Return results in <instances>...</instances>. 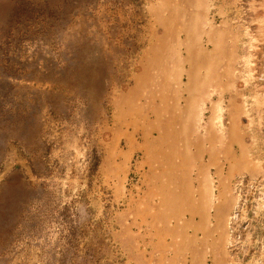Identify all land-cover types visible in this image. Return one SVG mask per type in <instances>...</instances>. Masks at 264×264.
I'll return each mask as SVG.
<instances>
[{"label":"rangeland","instance_id":"1","mask_svg":"<svg viewBox=\"0 0 264 264\" xmlns=\"http://www.w3.org/2000/svg\"><path fill=\"white\" fill-rule=\"evenodd\" d=\"M176 16L223 50L201 92ZM172 47L176 62L150 63ZM142 87L152 134L127 126ZM231 122L238 164L195 134ZM201 185L224 199L214 264H264V0H0V264H134L155 234L178 239L180 264L192 210L175 187Z\"/></svg>","mask_w":264,"mask_h":264},{"label":"bare ground","instance_id":"2","mask_svg":"<svg viewBox=\"0 0 264 264\" xmlns=\"http://www.w3.org/2000/svg\"><path fill=\"white\" fill-rule=\"evenodd\" d=\"M201 3V2H200ZM203 6V4H199L197 5L198 8H201ZM187 7V6H186ZM175 9H178V7H175L173 9V11ZM175 12H177L175 10ZM171 16V15H170ZM174 16V14H172V17ZM175 20L172 22V24L169 26L168 28V35L170 38V40L176 39V37L178 38V43L179 44V48H180V52L181 50H184V53L186 54L185 57H180L182 58V62L184 64L189 65L190 68V73H187V78H189L190 80L193 78V75L195 77L196 76V70H198L197 74H200V72H204V76L202 77V79L199 77L198 83L196 84V91L195 92H201L206 84V81L208 79L209 73H211L212 70H215L216 66L218 65V60H219V56L223 55V50L220 47V43L218 42H214V40H216L214 38V36L211 34H209V32L204 33L205 38H207V45H211L213 46L212 50L210 52H204L207 51L206 49L203 50V44H202V37L199 38V34L200 32L195 30V27L192 28L188 23H178L177 22V16L174 18ZM199 20V16L195 15L194 16V24H196ZM205 29V28H204ZM216 36V35H215ZM218 36V35H217ZM173 48V52L171 54H169V50L171 48H169L168 50V56L166 55H159V53L156 54L155 57L152 58V60L150 61V63L156 64V63H163V62H176L177 59H175V47ZM221 51V53H220ZM179 52V53H180ZM204 53V54H203ZM181 55V54H180ZM164 58V59H162ZM223 61V60H222ZM146 72V71H145ZM193 72V74H192ZM148 73V71H147ZM164 69L162 70V73H160L161 75H163ZM192 74V75H191ZM147 75V74H146ZM145 78V77H144ZM171 80V79H170ZM141 81V80H140ZM192 84V83H191ZM139 85V84H137ZM168 86V85H167ZM188 87V86H187ZM186 87V88H187ZM167 88V87H166ZM169 88V87H168ZM192 88V87H191ZM190 88V89H191ZM143 87L140 88L138 91L134 92V99L132 100V98H130V102H125L127 103V110L125 111L127 117H133L136 120H130L127 124V126L129 127H134L137 125L138 120L143 121L144 124H146V107L148 106L146 104L142 105L141 102L142 100H144L143 95L140 93V91H142ZM169 90V89H168ZM186 90V89H185ZM191 91V90H190ZM190 94V92H189ZM162 96V95H161ZM189 96V95H188ZM198 96V95H197ZM126 98V97H125ZM146 99V98H145ZM163 100V99H162ZM188 100V99H187ZM165 101V100H164ZM189 101V100H188ZM193 103H195L196 98L194 97L192 99ZM192 101H189V115H190V110L192 109V107L194 106V104L192 103ZM149 102V101H148ZM166 104V103H164ZM169 104V103H168ZM151 106V105H150ZM168 107V106H167ZM152 108V107H151ZM163 108V107H162ZM120 110V109H119ZM151 111V110H150ZM157 114V112H156ZM173 115V114H172ZM162 116V115H161ZM167 116V115H166ZM174 116V115H173ZM179 116V115H178ZM193 116V115H192ZM191 116V117H192ZM154 117V116H153ZM156 117V116H155ZM177 117V116H176ZM118 118V117H117ZM119 118L120 115H119ZM126 118V116H125ZM159 118V117H158ZM169 118V117H168ZM172 118V116H171ZM179 118V117H178ZM190 117H188L189 119ZM154 119V118H153ZM158 120V119H157ZM168 120V119H167ZM122 121V120H121ZM125 121V120H124ZM153 121V120H151ZM235 121V119H234ZM173 122V121H172ZM179 122V121H178ZM222 121L220 120V123ZM148 123V122H147ZM170 123V122H169ZM174 123V122H173ZM125 124V123H124ZM166 124V122H165ZM168 125V124H167ZM183 125V124H182ZM239 125V124H238ZM172 126V125H171ZM217 126V125H216ZM145 127L149 128L151 130V134L156 132V128L157 125L156 124H151L148 123L145 125ZM193 127V126H192ZM191 127V128H192ZM179 128V127H178ZM224 128V126H223ZM227 128V127H226ZM159 129V128H158ZM193 129V128H192ZM191 129V130H192ZM168 130V129H167ZM109 131V130H108ZM136 131V130H135ZM239 131V130H238ZM167 132V131H166ZM240 133V132H239ZM168 134V132H167ZM170 134V133H169ZM180 134V133H179ZM195 134L197 135V140L202 143V142H207L209 144V146H212V151H215L217 149L222 150L224 148V152H222L223 157L225 158L226 161H229V157L231 156L232 153V149H233V155L232 158H234V164H238L239 162L245 161L246 160V148L243 145L242 141L240 140L238 134H237V126L235 124V122H231L230 125L227 128V131L222 133V132H216L214 131L212 128L208 127H199L197 129V131L195 132ZM180 136V135H179ZM187 137V136H186ZM146 138V136H145ZM156 139V138H154ZM166 136L165 137H161L159 139V144L162 146L163 143H165L166 141ZM171 139V137H170ZM174 139V138H173ZM189 139V138H188ZM177 140V139H176ZM192 140V139H191ZM155 141V140H154ZM172 142V141H171ZM178 142V141H177ZM190 142V141H189ZM148 144V143H147ZM206 144V143H205ZM192 146V145H191ZM208 146V145H207ZM208 146V147H209ZM133 147V146H132ZM164 147V146H163ZM174 147V146H173ZM192 148V147H191ZM196 148V147H195ZM185 149V148H184ZM230 149V151H229ZM191 151V150H190ZM205 151V150H204ZM211 151V152H212ZM161 154V153H160ZM197 154V153H196ZM203 154V153H202ZM205 154V152H204ZM216 153H214L213 155L209 154L210 156H215ZM167 155V154H166ZM186 156V155H184ZM183 156V157H184ZM197 156V155H196ZM201 156V153H200ZM215 158V157H214ZM166 159V158H165ZM191 159V158H190ZM197 160V158H196ZM168 161V160H167ZM169 163V162H167ZM164 165V164H163ZM136 167V166H135ZM183 167V166H182ZM235 167V166H234ZM164 169V168H163ZM169 172V171H168ZM166 173V171H165ZM170 173V172H169ZM167 177V176H166ZM173 177V176H172ZM199 178V177H198ZM160 184V183H159ZM163 196V195H162ZM231 204V201L226 200L224 206L222 207V211L225 212L226 210H228L229 206ZM151 222V221H150ZM229 222V221H228ZM231 222V221H230ZM231 226V225H229ZM232 227V226H231ZM233 228V227H232ZM231 229V228H230ZM160 232V231H159ZM204 233V232H203Z\"/></svg>","mask_w":264,"mask_h":264},{"label":"crops","instance_id":"3","mask_svg":"<svg viewBox=\"0 0 264 264\" xmlns=\"http://www.w3.org/2000/svg\"><path fill=\"white\" fill-rule=\"evenodd\" d=\"M190 187L191 186L175 187L177 188L175 189L177 191L176 193L184 195L182 199L179 197V205L181 206L183 203L186 206V210H192L191 213H184L186 221H181L179 219L178 222L176 221L178 226L185 227V230L183 229L182 231L186 232L183 233L185 252L184 254L179 253L181 255H179L180 264H214V259L218 256L216 241L218 234L216 229L221 225L223 220V213H221L219 208L220 205L218 204H220V202L222 203L224 199L215 197V193H213L209 187L203 185L193 189ZM169 188L173 190L171 187ZM216 205H218V209L215 207ZM168 222L169 227L172 228L170 229L172 232L174 229L171 225L173 220L169 219ZM194 227H200L201 229H194ZM180 228L181 227H179V229ZM179 229L178 235L181 237L182 233ZM190 232L193 234L190 235ZM166 238L167 239H165V236L153 235L151 243L154 249L146 254L139 253L136 263L172 264L174 262V257L172 256V251H174L173 242L174 240L177 242L179 241L177 238L173 239L171 236H166ZM167 240L170 246L167 245ZM181 246H183V244L180 245V247Z\"/></svg>","mask_w":264,"mask_h":264}]
</instances>
